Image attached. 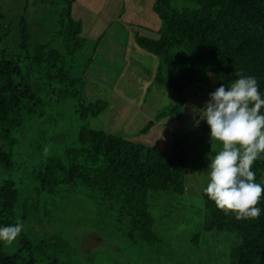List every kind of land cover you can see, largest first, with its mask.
<instances>
[{
  "label": "trees",
  "instance_id": "trees-1",
  "mask_svg": "<svg viewBox=\"0 0 264 264\" xmlns=\"http://www.w3.org/2000/svg\"><path fill=\"white\" fill-rule=\"evenodd\" d=\"M61 1L64 7L58 13L57 38L65 55L49 43L30 55V33L25 24H21L18 35V48L23 58L30 60L25 72L18 60L0 55V175L19 173L37 182L28 191L9 178L0 182V227L16 222L25 225L14 253H6L0 242V264L86 261L81 256L82 240L95 234L85 233L86 214L91 211L105 224H114L130 244L148 248L157 245L160 239L152 210L162 207L154 208L158 206L155 203L167 200L161 194L171 198L185 192V171L194 160L190 150L210 139V129L204 120L190 133L176 134L168 151L134 142L132 135L147 134L169 118L182 119L189 103L194 110L202 109L205 97H199L204 93L200 85L205 86L209 96L221 84L230 85L236 79L235 71L254 76L264 93V0H153L152 10L160 22L157 30H149L155 37L132 33L135 47L149 59V55L157 57L149 85L137 93H144L143 104L155 85L165 89L172 102L145 121L140 130L126 136L80 126L74 146L45 159L36 156L29 165L32 160L24 158L29 155L28 124L36 119L51 124V118L67 100L75 101V112L85 121L97 119L108 109L107 101L85 99L83 94L102 37L93 44L89 58L80 63L81 52L88 45L82 36V22L72 16L74 0ZM126 74L120 72L111 81H118L119 96L128 100L131 109H140L142 104H136L134 93L127 91L138 82L132 81V74ZM98 84L105 87L102 82ZM106 90L113 91L114 86ZM194 115L197 122L202 111L197 109ZM64 134L61 131L56 135L62 139ZM45 136L46 130L41 136L43 142ZM252 170L259 183L264 159H258ZM200 195L204 233L235 235L237 243L229 250V264H264V198L258 205L259 218L237 220L234 214L219 209L204 192ZM71 210L79 216L70 218L67 213ZM60 217L64 223L78 227L77 244L57 232L56 218ZM94 228L99 230L101 226Z\"/></svg>",
  "mask_w": 264,
  "mask_h": 264
},
{
  "label": "rangeland",
  "instance_id": "rangeland-1",
  "mask_svg": "<svg viewBox=\"0 0 264 264\" xmlns=\"http://www.w3.org/2000/svg\"><path fill=\"white\" fill-rule=\"evenodd\" d=\"M100 2L101 0L83 1L75 9V13L82 16L84 19L86 29H88L89 24H94L97 17H102V14L98 16L100 8L103 7V5H100ZM137 2L139 5L138 7L141 9L138 8L134 13L135 16H132L134 17L132 18V23L135 21L136 23L140 22L141 24L139 25L142 28H135V30L140 32V34L147 35L149 33L151 37H155L154 32L144 31L143 28H146L144 26L148 27V25L155 27L156 24L159 28V19L152 10L146 8L148 7L146 0H127L128 4H135ZM63 7L64 3L61 0H0V55H4L5 58L8 59L18 60L19 66L25 72L27 65L30 64V60L23 58L24 53L18 48V41L20 40L18 35L21 24H25L29 29L30 40L28 42V49L30 55L34 54L35 49L47 43L51 44L52 47L58 50L62 55H65L66 53L65 50H63L61 40L57 38V32L59 31L58 13ZM131 15H133V12ZM118 17L120 21L124 22L121 19L125 17L123 18L121 13ZM22 19L23 21H21ZM124 25V29L119 28L123 26L120 23L118 24V22H113L111 27H106V30H92L91 28L90 37L88 32H86V35L89 37L87 38L88 45L80 55V63H84L89 58L95 41L103 37L101 34H104V31L108 34L101 39L96 48L90 68L92 72H89L83 87V90H85L83 93L85 99H103L107 101L108 109L99 115L97 119L85 121L81 120L75 112V101L67 100L64 104L60 105L58 111L53 115L51 124L44 123L40 119H36L33 124H28L26 128L27 130H31L26 133V136L29 137L28 142L30 143L26 146V154L29 155L24 156V158L29 157L27 161L32 160V162H28L29 165L35 162L36 156L37 158L45 159L47 156L62 153L67 147L74 146V141H76L75 135L80 126L102 129L106 132L119 134L121 136H126L128 130L134 127V121L129 125V120L125 115L126 107L123 103L128 100H120L119 87L114 85L115 89L112 92L106 90V88H108L106 83L115 75L120 74V72L116 71L121 67V61L118 59L115 52H111L110 50L114 48L113 45L118 41L125 40L128 37V29H130V31H135L132 25L125 24V22ZM118 30L120 32L119 35L116 36L118 41H110L112 32L116 33ZM131 39L132 37L126 39L128 41L127 55L137 63V67L143 72H137L138 70L134 66V68L129 69V72L125 73H130L140 79H146L150 72L153 71L152 69L156 64L155 60H157V57L149 55L151 59L148 57L144 59L142 56L131 52ZM135 50L140 49L136 47ZM1 51H3V53ZM101 67H107L108 72L103 71ZM95 76L105 84V87L94 89L90 79ZM132 81L138 82L140 80L134 78ZM200 86H202L204 93L200 94L199 97L200 99L205 97L201 100V104L205 105L209 96L205 90V86L202 84ZM199 97L196 99V103ZM197 109H201V107H196L194 111ZM53 111L51 110V112ZM184 115L185 116L180 120L174 119L173 117H171L173 118L172 122L167 121V119L164 120L163 126L166 135L163 138L164 141L159 144L163 145V147H167L170 141L172 142L176 133L182 135L181 133L188 132L196 126L193 125L192 122L195 117L194 112L192 113L186 108ZM203 121L204 119H199L197 121L198 123L196 122L195 124L202 123ZM141 127L142 126L137 125L133 131L137 132ZM44 130H46L45 142H43L41 137ZM61 131L66 133L62 135L64 136L62 139L61 136L58 137L56 135ZM158 134L160 133L156 132V136ZM169 134L171 135L169 136ZM150 139L151 133L148 132L147 135L142 137L140 142L145 146L153 145L152 143L147 144V141ZM153 142L155 144L154 139ZM221 147L222 145L220 142L205 139L190 150V157L194 160L189 162L185 171V192L182 195L171 198L166 194H161L167 197L165 198L167 200L155 203L158 206L154 208L162 207V210H152L155 217V232L160 241L151 248L130 244L122 235V232L116 230L114 224L111 225L109 222L105 224V221L100 220L93 211L87 213V227L85 233L93 232L98 236L89 234L82 240L83 252L81 256L86 261H81L80 264H229V250L237 243L235 235L226 232L204 233L202 230L204 210L200 194L204 192L203 189L208 183V164L210 161H196L200 158H212L221 150ZM159 148L163 150L161 147ZM37 152L39 154H37ZM31 153L32 155H30ZM260 159H264V155H262ZM195 162L205 165L199 168L196 166ZM23 175L19 173L10 176L0 175V182L3 179L9 178L17 182L20 188H26L28 191L36 185L37 182L28 175H24L23 178ZM259 183H264V173ZM84 206L86 209L90 210L89 205L86 204ZM164 211L168 212V216L164 215ZM67 215L70 218H77L79 213L71 210ZM56 223L57 232L74 244H77L78 227L73 225V223L70 225L64 223L61 217L59 219L56 218ZM97 224L101 226L99 230L94 228V225ZM196 235L197 238H195ZM2 244L4 246V251L9 254L14 253L18 247L17 240L11 245H6L3 242Z\"/></svg>",
  "mask_w": 264,
  "mask_h": 264
},
{
  "label": "clouds",
  "instance_id": "clouds-1",
  "mask_svg": "<svg viewBox=\"0 0 264 264\" xmlns=\"http://www.w3.org/2000/svg\"><path fill=\"white\" fill-rule=\"evenodd\" d=\"M211 75V74H210ZM236 79L221 84L200 109L210 129V139L221 143L208 164L204 193L237 220L259 218L264 183H257L254 163L264 155V93L257 79L235 71ZM198 123V122H197ZM25 225L0 227V242L13 244Z\"/></svg>",
  "mask_w": 264,
  "mask_h": 264
},
{
  "label": "crops",
  "instance_id": "crops-1",
  "mask_svg": "<svg viewBox=\"0 0 264 264\" xmlns=\"http://www.w3.org/2000/svg\"><path fill=\"white\" fill-rule=\"evenodd\" d=\"M83 1L87 2L88 0H74L73 3H72V6H71V12H72V16H73V18L75 20H80L82 22V36L84 38H86V39L90 37V29L91 28H92V30H100V29H105L106 30V27L107 28L111 27L113 22H118V24L120 23L123 26V27H119L121 29H124V27H125L124 22H125V24L132 25V27H134V30H135V28H140V29L142 28L139 25V24H141L140 22L136 23V21H135L134 23H132L133 22L132 18H134L132 16H135L134 13L137 11L138 8L141 9L140 7H138L139 6L138 2L135 3V4H132V3L128 4L127 0H101L100 5H103V7L100 8V12H99L98 16H100V14H102V17H100V18L97 17L95 19V21H94V24H89L88 25V29H86V25L84 23V19L82 18V16L77 15L75 13V9L77 8V6L79 4H81ZM146 3L148 4V7H146V8L149 9V10H152L153 0H146ZM132 12H133V15H131ZM152 12H153V10H152ZM120 13L122 14L123 18L125 17L124 19H121L124 22L120 21V19L118 17V15H120ZM144 27H146V28H143V29H146L148 31L149 30H157L158 25L156 24L155 27H152V26H149V25H148V27L147 26H144ZM101 31H104V30H101ZM127 31H128V37L127 38H129V37H132V33L135 32L136 30L135 31H130V29H128ZM86 32H88L89 37H88V35H86ZM103 33L104 34H101V35L103 37H105V35L107 33L105 31ZM119 33H120L119 30L116 33L112 32L110 41H118L116 36L119 35ZM120 36H124V35H120ZM103 37H102V39H103ZM106 38H107V36H106ZM126 39L122 40V41H118L115 45H113L114 48H112L110 50L111 52H115V54L117 55L118 59L121 61V65H120L121 67L118 68L117 71L118 72H129V69L130 68L132 69L135 66V68H137V70H138L137 72H143L141 69H139L137 67L138 66L137 63L129 55H127V49H128L127 42L128 41ZM130 43L132 45L131 49H130L131 52L135 53L136 55L142 56L144 59L147 58V56L145 54H143L142 51L135 50L136 47H135L132 39H131ZM101 68L103 69V71L108 72V68L107 67H101ZM89 72H92V71L89 70ZM125 75H127V74L125 73ZM133 77L139 79L140 81H138L137 85L134 88L131 87L130 89H127V91L134 93L133 97H134L135 103L136 104H140L142 98L144 97V95H143L144 93L142 95H138L137 92H141L144 89H146V87L150 83V76H148V78H146V79H140L137 76H133ZM112 80H115V78L113 77ZM90 81L93 83L94 89H99V88L102 87L101 85L98 84V82L100 83L101 81L98 79L97 76L92 77L90 79ZM117 84H118V81H116V83H115V82H112L110 80L107 83V86L111 87V86H114V85H117ZM150 90L151 91L147 95L146 100L144 101V103L143 104L141 103L142 107L140 109H138L136 107H133V109H131L127 105L128 102H124L123 103L125 105V107H126L125 115L127 116L128 120H129V125H130V123L132 121H134V127L129 129L127 134H133L134 133L133 129L137 125L142 126V124H144L145 121L151 120L155 116V114H157L163 107L167 106L168 104H170L172 102L171 98L169 96H167V93H166L165 89L157 87L155 85H152ZM107 91L108 92H112L111 90H107ZM123 91L127 92L126 90H123ZM120 100H123V98L120 97ZM129 108L132 110V112L130 111ZM186 108L192 113L196 112V111H194V109L189 104L186 105L185 109ZM185 109H184V111H185ZM195 118L192 120L193 125H196L195 124L196 123ZM167 121L172 122L173 120L169 119ZM163 123L164 122H162L159 125L157 124V125L153 126L149 130V132L151 133V139L149 141H147V144H151L152 143L153 145H150V147H154V148H157L159 150H161L159 148V147H161L163 149V151H168L171 148V141H170V143L168 144L167 147H163V145L159 144L160 142L164 141L163 138L166 135ZM193 129H191L190 131H192ZM190 131H188V132H190ZM156 132H159L160 134H158L156 136ZM185 133H187V132H184V133H181V134H185ZM147 134H144V135H141V136L132 135L131 140L134 141V142L142 144L140 142V140L142 139V137H144ZM176 134H179V133H176ZM170 135L171 134H169V136ZM153 139L155 140V144L153 142ZM210 158H208V159L200 158L199 160L203 161V162H205V161L209 162L211 160ZM195 164L199 168L200 167H204V165H205V164L199 163V162H195Z\"/></svg>",
  "mask_w": 264,
  "mask_h": 264
}]
</instances>
